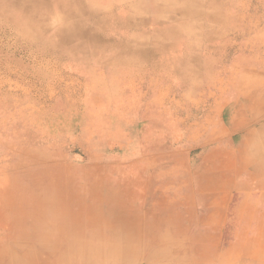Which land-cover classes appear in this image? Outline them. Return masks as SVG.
<instances>
[{"label":"rangeland","instance_id":"rangeland-1","mask_svg":"<svg viewBox=\"0 0 264 264\" xmlns=\"http://www.w3.org/2000/svg\"><path fill=\"white\" fill-rule=\"evenodd\" d=\"M19 1L0 0V189L27 186L14 181L38 174L37 181L66 186L64 201L74 209L123 220L140 242L165 241L150 251L156 259L169 234L171 246L180 245L176 264L251 263L238 230H255L262 207L252 216L245 197L234 216L232 193L210 225L196 171L207 143L232 147V110L264 101V0H112L115 8L88 0L87 11L51 2L38 26ZM120 15L132 21L122 29L126 51L91 37L113 36ZM139 22L149 23L142 32ZM138 50L158 56L151 61ZM183 57L178 72L171 60ZM5 229L0 242L9 243ZM230 247L241 256L224 257Z\"/></svg>","mask_w":264,"mask_h":264},{"label":"bare ground","instance_id":"bare-ground-1","mask_svg":"<svg viewBox=\"0 0 264 264\" xmlns=\"http://www.w3.org/2000/svg\"><path fill=\"white\" fill-rule=\"evenodd\" d=\"M87 1L88 0H21L19 1L18 7L22 14L29 12L33 13V21L35 24L37 23L38 26V23H43V12L49 8L51 2L70 4L71 8L76 6L79 11L80 9L87 11ZM144 1L149 5L150 2H155L157 0ZM118 4L123 6L120 0ZM105 5H111L112 7L117 4L112 3V0H106ZM113 8H115V6H113ZM87 14L89 18L98 19L97 15L92 13L91 10L90 12L88 11ZM114 22L119 25V28L115 29L113 36H106L93 32L91 37L100 42L106 41V44L113 48H117L119 51H126L127 48L123 38L126 32L122 31V29L123 27H127L132 21L126 16L120 15L118 21ZM114 22L113 20H109L108 25L110 24V26H112L115 24ZM147 24L149 23L139 22L137 24V31L142 32L144 30L142 25L144 26ZM159 31H161L160 28L157 29V32ZM172 33L173 32H168L167 34L170 36L173 35ZM37 34L38 33H36L35 36H37ZM132 36L133 35H128V39L131 40ZM171 41L172 40H170V42ZM165 53L166 52L163 54ZM136 54L137 56L141 55L143 58L146 57L151 61L158 56L153 55L156 54L153 51H151V53H146L145 51L138 50ZM129 55L130 54L127 53L126 57H129ZM149 55L152 57H147ZM187 60L188 57H183L179 62L172 59L171 64L173 65V69L181 72L179 68L182 63L188 62ZM254 133L256 134V130ZM260 134H262V132ZM37 176L38 174L34 175L30 180H25V176H20L19 179L14 181L16 185L26 183L27 186L13 187L9 189V191L0 189V226L6 227L5 234H8H6V237L8 236L7 238H13L10 240L11 244L10 242L6 243L7 239L0 242V251H2L0 253V264H76L74 263V259L78 256L82 258V262L77 264H120L122 257L118 252V248L120 247L119 243H116L117 245L113 242V244L103 243L105 248H107V250L104 251L105 248H103L98 241L105 240L103 234H101V226H111V229L117 230L119 228V222L123 220L101 217V215L94 213L95 210H98L97 208L82 207L74 209V206H72L70 202L68 203V200L66 202L64 201V196L67 195V192L69 193L66 186L62 185L59 187L54 186L51 182L37 181L35 179ZM42 176L45 179L53 178L51 173H46V175ZM84 218H86L85 221L88 222L89 220L92 223L90 229V233L92 232L90 236L92 237L93 234L94 237L92 240L90 236L87 234L85 235V231L88 232V229H84ZM96 230L98 231L96 232ZM130 237L131 236H129V238ZM105 255H107L106 257H110L111 261L105 262Z\"/></svg>","mask_w":264,"mask_h":264},{"label":"crops","instance_id":"crops-1","mask_svg":"<svg viewBox=\"0 0 264 264\" xmlns=\"http://www.w3.org/2000/svg\"><path fill=\"white\" fill-rule=\"evenodd\" d=\"M249 110L255 111L256 114L252 117H248L247 112ZM232 111L233 112L230 114L231 117H229L230 123L226 124L227 129L230 131V137H232V147L217 148L218 146H211L214 144V141L207 143L206 147H209V149L202 157V170L200 172L196 171L197 177L199 178L198 189L199 193H202L203 190L206 193L204 198V204L208 214L206 221L208 222L209 220L208 223L210 225L216 222L217 216L220 215L221 208L227 207L229 196L232 193L235 197V203L231 211L234 216L235 214L239 215L240 211L246 207L245 199L249 197L251 198L249 203L252 205V211H250L252 212V216L256 215L254 211L257 209V206L262 207V209H258L261 214L257 216L259 218V223H257L256 229L247 231L238 230V235L248 238L245 242V245H247L246 247L250 248L247 254L249 256L248 258L253 259V261H260L256 263H252V261L251 263L244 264H264V101L241 104ZM255 130L256 134L254 133ZM261 132L262 134H260ZM219 155L223 157L220 162L216 159ZM235 193H237L236 196ZM101 227L105 229L104 231H111L112 234H105L101 231L105 240L98 241L100 242L99 244L105 248V243H119L120 247L118 248V252L122 257L120 264H162L163 262V264H176V261L171 258L180 245L171 246V236H169V234H167L168 236H161L166 240V244L162 248V254L164 255L163 258L156 259L153 255L154 251L151 252V254L150 251H152L158 243L163 244L165 241L159 240V238L155 236H149L145 238L144 241L140 242V233H133L130 231L128 225H124V221L119 222V228L117 230L111 229V226ZM97 231L98 230H96V232ZM91 233H89V235H91ZM129 236L131 237L129 238ZM93 238L92 234L91 240ZM139 244L143 246L141 252L136 249ZM238 246L241 247V244L237 245V247ZM106 250L107 248H105L104 251ZM143 251L148 255L145 260H143ZM240 256L239 248L230 247V249L224 252V257L228 259H235ZM148 260L152 262L148 263ZM237 264H239V262Z\"/></svg>","mask_w":264,"mask_h":264}]
</instances>
